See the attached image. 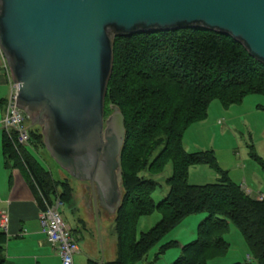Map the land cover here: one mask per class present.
I'll use <instances>...</instances> for the list:
<instances>
[{"label": "trees", "instance_id": "16d2710c", "mask_svg": "<svg viewBox=\"0 0 264 264\" xmlns=\"http://www.w3.org/2000/svg\"><path fill=\"white\" fill-rule=\"evenodd\" d=\"M114 69L108 85L105 113L116 106L125 118L121 152L122 199L117 210L115 233L117 258L104 264H136L186 217L202 212L208 217L197 238L184 245L173 264H209L225 255V238L231 224L243 235L253 260L234 264H264V199L247 194L224 171L213 150L188 152L187 129L208 116L218 99L224 106L241 103L247 95H264V64L227 34L204 28L144 32L118 37L114 45ZM264 108V105L261 106ZM29 146L18 144V133L5 131V167L18 168L34 189L41 208L45 201L73 202L72 188L56 180L32 149L46 148L44 135L31 125ZM264 170V159L251 149ZM172 163L166 179L167 195L153 198L160 185L154 179ZM209 165L219 181L204 185L189 183L193 166ZM148 174V175H147ZM155 211L161 220L138 234L142 217ZM76 235L77 230H73ZM8 235L0 230V264H7ZM179 245L176 240L160 246L156 258ZM88 264H99L89 260Z\"/></svg>", "mask_w": 264, "mask_h": 264}, {"label": "water", "instance_id": "95a60500", "mask_svg": "<svg viewBox=\"0 0 264 264\" xmlns=\"http://www.w3.org/2000/svg\"><path fill=\"white\" fill-rule=\"evenodd\" d=\"M196 28L232 36L264 64V0H0V48L20 84L18 105L65 170L92 167L99 227L100 166L115 181V209L123 193L125 118L117 108L105 120L115 40Z\"/></svg>", "mask_w": 264, "mask_h": 264}, {"label": "rangeland", "instance_id": "374dc122", "mask_svg": "<svg viewBox=\"0 0 264 264\" xmlns=\"http://www.w3.org/2000/svg\"><path fill=\"white\" fill-rule=\"evenodd\" d=\"M263 105L264 95L262 94L247 95L241 103L228 107L216 99L210 104L208 116L191 125L184 136L188 152L196 151L195 145L204 146V150H213L220 167L228 172V176L233 181L253 189L252 196L257 195L258 189H264V170L259 161L251 155V149L254 148L257 154L264 159V108L261 107ZM116 110V106L110 105L108 112L105 113V120ZM35 128L43 133L41 126H35ZM31 150L40 162L52 172L56 180H65L72 188L73 202L71 205L62 204L60 211L71 227L80 231L78 235L76 234L80 247V252L75 255L76 262L83 264L88 256L100 262L115 260L117 236L114 230V219L117 209L111 210V206L99 204V227L92 195L86 188L88 182L70 175L47 148L39 150L31 148ZM172 174L173 165L169 163L161 174L154 176V179L160 184L153 194L156 203L167 195L169 187L166 179ZM219 178L220 174L209 165H198L191 168V176L188 180L190 184L204 185L216 183ZM120 182L122 185V177ZM207 217L208 213L206 212L186 217L151 249L144 260L136 264H173L181 255L182 246L197 238L199 225ZM161 218L162 215L159 211L142 217L137 229L138 234L151 229ZM225 238L230 243L228 252L211 260L209 264H234L249 260L250 255L246 241L234 224L230 225ZM172 240L178 241L179 245L168 249L157 259L156 255L160 246Z\"/></svg>", "mask_w": 264, "mask_h": 264}, {"label": "crops", "instance_id": "0c3cea01", "mask_svg": "<svg viewBox=\"0 0 264 264\" xmlns=\"http://www.w3.org/2000/svg\"><path fill=\"white\" fill-rule=\"evenodd\" d=\"M5 63L0 48V213L6 211L9 215L8 229L5 230L8 235L7 264H62L58 251L48 242L47 236L42 230L39 220L41 208L34 189L20 169L5 167L3 140L5 131L9 133V130L3 126V118L5 100L10 94L9 74L4 68ZM184 145L186 147L185 141ZM194 148L199 151L204 150L205 147L195 145ZM242 187L248 193H254L250 187H245V185ZM263 193L264 189H258L257 194ZM78 232L80 231L76 232L77 235ZM89 260L101 264L100 261L92 259L90 256L83 264H88ZM74 264H80L76 262L75 257Z\"/></svg>", "mask_w": 264, "mask_h": 264}, {"label": "built area", "instance_id": "2783aa9c", "mask_svg": "<svg viewBox=\"0 0 264 264\" xmlns=\"http://www.w3.org/2000/svg\"><path fill=\"white\" fill-rule=\"evenodd\" d=\"M4 68L9 74L10 94L5 100L3 126L6 127L9 132L14 130L18 133L16 139L18 144L29 146L30 132L28 127V116L18 105L20 84L13 79L7 62ZM257 199L263 200L264 194H259ZM60 206V199L53 204L49 203V201H45V208L40 207L39 220L48 242L58 251L62 264H74V257L80 252V247L72 233L71 226L60 211ZM8 225L9 215L6 211H1L0 226L3 230H6L8 229Z\"/></svg>", "mask_w": 264, "mask_h": 264}, {"label": "flooded vegetation", "instance_id": "af4514ba", "mask_svg": "<svg viewBox=\"0 0 264 264\" xmlns=\"http://www.w3.org/2000/svg\"><path fill=\"white\" fill-rule=\"evenodd\" d=\"M106 168L100 166L99 171L95 174V184H96V193H97V200L98 205L101 204L102 206L108 205L111 206L110 209L114 210L117 202H118V194L117 189L115 188V181L113 177L110 176L109 173H106ZM68 171V170H67ZM92 167H83L79 173H76V176L73 175L71 172L70 175L84 179L88 182L86 185V188L88 191H90L92 195V203L94 206V198H93V192L91 187V180L89 177L92 175Z\"/></svg>", "mask_w": 264, "mask_h": 264}]
</instances>
